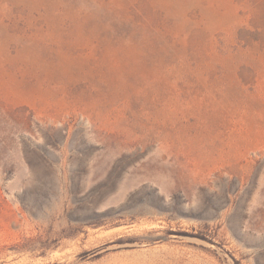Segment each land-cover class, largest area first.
Wrapping results in <instances>:
<instances>
[{
  "label": "rangeland",
  "instance_id": "374dc122",
  "mask_svg": "<svg viewBox=\"0 0 264 264\" xmlns=\"http://www.w3.org/2000/svg\"><path fill=\"white\" fill-rule=\"evenodd\" d=\"M0 264H264V0H0Z\"/></svg>",
  "mask_w": 264,
  "mask_h": 264
},
{
  "label": "trees",
  "instance_id": "16d2710c",
  "mask_svg": "<svg viewBox=\"0 0 264 264\" xmlns=\"http://www.w3.org/2000/svg\"><path fill=\"white\" fill-rule=\"evenodd\" d=\"M184 235H188V236H192V237H194V235L193 234H188V233H183Z\"/></svg>",
  "mask_w": 264,
  "mask_h": 264
}]
</instances>
